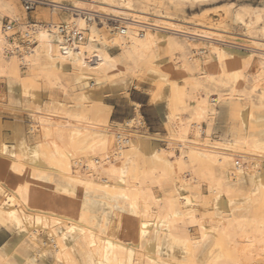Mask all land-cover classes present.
<instances>
[{"label": "bare ground", "instance_id": "6f19581e", "mask_svg": "<svg viewBox=\"0 0 264 264\" xmlns=\"http://www.w3.org/2000/svg\"><path fill=\"white\" fill-rule=\"evenodd\" d=\"M213 1L40 0L28 19L0 0V80L35 100L32 139L0 140V264H264V7L179 16ZM132 86L166 90L162 146L139 102L123 122L100 104Z\"/></svg>", "mask_w": 264, "mask_h": 264}, {"label": "rangeland", "instance_id": "374dc122", "mask_svg": "<svg viewBox=\"0 0 264 264\" xmlns=\"http://www.w3.org/2000/svg\"><path fill=\"white\" fill-rule=\"evenodd\" d=\"M35 1L38 2V4L35 5L33 9L26 10L24 3L21 0V4L27 13L28 19H32V11H34L37 7H46L44 4L39 3L40 0ZM226 2H233L235 5L248 4L249 6L257 8L264 7V0H215L213 2H207L206 4H194V6L185 5L183 8L184 12L179 13V16H188L194 12H198L201 8L200 6H212V4L221 5ZM214 18L219 19V16L217 15ZM230 26L232 28L231 33L230 35H224L222 43L225 45H230L234 50L238 51V54L239 56H241V58H244L245 55L250 51V46L247 42L248 39L237 30L234 24L231 23ZM200 41L208 42L209 37L201 38ZM141 85L146 86V84L144 83H142ZM131 89L128 91L131 92V95H129V93L117 94L116 92L110 91L109 95L102 98L100 104H104L110 108L108 117L110 121L123 122L126 118H129L133 115V105L131 100L137 99L138 96H145L148 101L143 105H140V111L144 116L147 129L150 131V134L147 136L146 141L150 146H162L164 144V141L161 137L166 133L165 121L168 112L165 98L166 90L163 89L158 92L156 91L154 99L152 100V102H150L151 100L149 99V96L142 90H137L134 87ZM0 91H4L3 93L5 94V99L3 100L4 105H0V140L5 142L7 145L16 146L17 144H19V142H21L19 132L23 134V137H30L31 140V132H29L28 129V126L31 124L30 116L26 112H21L20 108L27 103L30 105H34V97H28L26 95H24V98L21 97V95L19 94L18 86L16 84H14L13 82L5 83L3 80H0ZM8 99L14 105L13 109H8V106L5 104ZM28 99L30 101H27ZM218 111V117L215 121L214 136L223 135L222 131L227 128L228 123H230L225 119V105L218 106ZM16 118L18 119V121L16 120ZM16 126H18L19 130H17V128H14ZM261 167L264 168V159L261 160ZM13 238L14 234L10 230L0 226V247L3 244H11Z\"/></svg>", "mask_w": 264, "mask_h": 264}, {"label": "built area", "instance_id": "2783aa9c", "mask_svg": "<svg viewBox=\"0 0 264 264\" xmlns=\"http://www.w3.org/2000/svg\"><path fill=\"white\" fill-rule=\"evenodd\" d=\"M22 1L24 3V6H25L26 10H31V9H33V7L35 5L38 4V2H36L35 0H22ZM75 37H76L77 40H80L82 38V35H81V33L76 32L75 33Z\"/></svg>", "mask_w": 264, "mask_h": 264}, {"label": "crops", "instance_id": "0c3cea01", "mask_svg": "<svg viewBox=\"0 0 264 264\" xmlns=\"http://www.w3.org/2000/svg\"><path fill=\"white\" fill-rule=\"evenodd\" d=\"M129 95H131V92H129ZM132 101L139 102L140 105H143L144 103H146L148 101V99L145 96H138L137 99L131 100V102Z\"/></svg>", "mask_w": 264, "mask_h": 264}]
</instances>
